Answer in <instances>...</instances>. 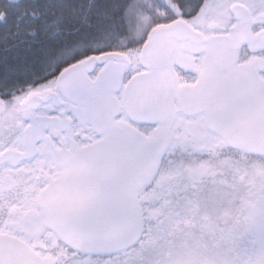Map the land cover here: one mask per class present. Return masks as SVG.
<instances>
[{
  "label": "snow or ice",
  "instance_id": "snow-or-ice-1",
  "mask_svg": "<svg viewBox=\"0 0 264 264\" xmlns=\"http://www.w3.org/2000/svg\"><path fill=\"white\" fill-rule=\"evenodd\" d=\"M231 2L0 0V264H264V50Z\"/></svg>",
  "mask_w": 264,
  "mask_h": 264
},
{
  "label": "water",
  "instance_id": "water-1",
  "mask_svg": "<svg viewBox=\"0 0 264 264\" xmlns=\"http://www.w3.org/2000/svg\"><path fill=\"white\" fill-rule=\"evenodd\" d=\"M231 8L234 11H236L238 15L242 17V20L244 21V25H245L243 31L239 34V37H238V41H237L238 50H240L241 45L245 43H249L250 47L252 45H256V47H258L259 45L264 46V30H261L259 34H257L256 32L254 36L252 35L251 21L253 20H252L251 13L247 9V7L242 3L233 2L231 3ZM231 43L232 41L229 37H225V36L217 37V47H218V51L220 52V54L223 55L231 51L232 54L235 55L236 50L231 48ZM44 191L45 189H41V193H43ZM50 199L57 205H70L73 199V196L71 193L63 192L59 195L50 197ZM50 223L52 224V227L49 230V232L52 235H54L56 238H58L61 235L59 230L56 227L58 221H50Z\"/></svg>",
  "mask_w": 264,
  "mask_h": 264
},
{
  "label": "flooded vegetation",
  "instance_id": "flooded-vegetation-1",
  "mask_svg": "<svg viewBox=\"0 0 264 264\" xmlns=\"http://www.w3.org/2000/svg\"><path fill=\"white\" fill-rule=\"evenodd\" d=\"M247 1L233 0L231 3L239 2V3L244 4L247 7V9L250 11L251 16H252V20L261 19V17L264 16V7H261V6H258V5H250ZM226 14H227V8H226L225 14H224L225 18H226ZM256 27H257L256 24H251V32H252L253 36L256 33ZM257 48H261V50H264V48H262V45H259L258 47H256V45H252L250 47L249 43L242 44L241 47H240V50H239V55L241 57H244L246 55H249V51L251 49H257ZM249 59H257V57L249 55ZM56 240H57V238L54 235H52L50 232H48V236H47L45 242L48 243V244H54L56 242Z\"/></svg>",
  "mask_w": 264,
  "mask_h": 264
},
{
  "label": "rangeland",
  "instance_id": "rangeland-1",
  "mask_svg": "<svg viewBox=\"0 0 264 264\" xmlns=\"http://www.w3.org/2000/svg\"><path fill=\"white\" fill-rule=\"evenodd\" d=\"M242 1H247V0H242ZM247 2L250 5H258V6L264 7V0H248ZM222 3L224 5H227L229 3V0H222ZM225 10H226V8H222L221 9L222 13L225 14Z\"/></svg>",
  "mask_w": 264,
  "mask_h": 264
}]
</instances>
